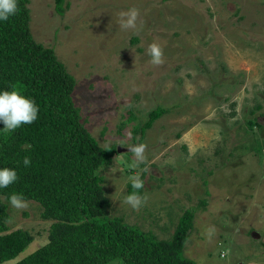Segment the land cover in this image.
<instances>
[{"label":"rangeland","instance_id":"1","mask_svg":"<svg viewBox=\"0 0 264 264\" xmlns=\"http://www.w3.org/2000/svg\"><path fill=\"white\" fill-rule=\"evenodd\" d=\"M68 1L61 15L55 0H30V25L75 76L74 100L89 131L103 146L121 149L101 172L110 214L170 238L193 209L188 257L264 264V0ZM131 8L140 13L137 31L118 24ZM154 41L164 49L161 66L147 55ZM158 106L171 111L143 137L134 132ZM254 110L262 128L252 134ZM138 143L147 144V161L130 170L128 148ZM132 175L142 176L140 194L149 197L139 211L123 203ZM27 201L24 211L9 202V224L36 238L0 264H16L48 240L51 221L38 202Z\"/></svg>","mask_w":264,"mask_h":264},{"label":"trees","instance_id":"2","mask_svg":"<svg viewBox=\"0 0 264 264\" xmlns=\"http://www.w3.org/2000/svg\"><path fill=\"white\" fill-rule=\"evenodd\" d=\"M29 3L18 0L17 14L0 21V91L16 86L39 106L38 119L14 132L6 133L0 121V168H13L18 174L15 183L0 188V263L16 259L36 238L28 229L10 228L9 197L18 193L38 202L42 218L51 223L48 240L16 264H198L185 254L194 228L193 209L178 218L170 238L110 214L111 200L101 172L120 151L115 144L107 151L108 146L87 128L74 100L76 78L55 48L33 35ZM55 3L61 15L70 5L68 0ZM169 111L170 107L154 108L134 132L143 137ZM252 114L247 122L254 134V128L262 124L255 110ZM255 141L253 150L262 152ZM24 144L31 147L25 150ZM26 156L31 158L27 167ZM128 187L130 194L134 191L131 181ZM207 202L202 199L204 208Z\"/></svg>","mask_w":264,"mask_h":264},{"label":"clouds","instance_id":"3","mask_svg":"<svg viewBox=\"0 0 264 264\" xmlns=\"http://www.w3.org/2000/svg\"><path fill=\"white\" fill-rule=\"evenodd\" d=\"M19 11L18 0H0V21H8L11 16H14ZM139 10L131 8L127 11H122L119 16L118 24L124 30L137 31V20L139 18ZM147 55L150 57V63L153 66H161L165 63L164 49L157 43L152 42L147 48ZM125 106L131 107L127 100ZM39 106L36 102L24 95L22 91L13 86L11 90L0 91V121L3 122V130L6 133L14 132L23 124H31L38 119ZM22 147L27 150L31 147L30 144H24ZM107 151L112 150L110 146ZM133 154L131 162L127 165L130 170L139 168L141 164L147 161V144L138 143L128 148ZM116 161V160H115ZM119 161H116L118 164ZM23 164L27 167L31 165V158L26 156L23 159ZM145 171H149L145 168ZM18 180L17 171L13 168H0V188H7ZM131 187L133 192L128 194L123 203L128 204L135 211H139L143 207L149 197L148 194H140V190L144 189L145 181L139 175L130 177ZM9 202L12 208L18 211L27 210L30 206L29 201L25 200L22 194L13 193L9 197ZM214 231V229H212Z\"/></svg>","mask_w":264,"mask_h":264},{"label":"water","instance_id":"4","mask_svg":"<svg viewBox=\"0 0 264 264\" xmlns=\"http://www.w3.org/2000/svg\"><path fill=\"white\" fill-rule=\"evenodd\" d=\"M119 151H121V149L119 148Z\"/></svg>","mask_w":264,"mask_h":264},{"label":"flooded vegetation","instance_id":"5","mask_svg":"<svg viewBox=\"0 0 264 264\" xmlns=\"http://www.w3.org/2000/svg\"><path fill=\"white\" fill-rule=\"evenodd\" d=\"M263 242V241H262Z\"/></svg>","mask_w":264,"mask_h":264}]
</instances>
